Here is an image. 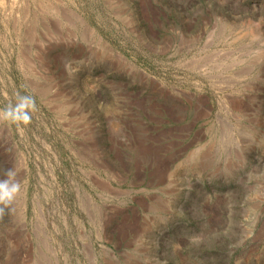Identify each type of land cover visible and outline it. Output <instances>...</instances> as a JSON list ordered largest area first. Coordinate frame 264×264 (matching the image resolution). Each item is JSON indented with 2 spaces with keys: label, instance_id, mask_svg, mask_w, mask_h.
<instances>
[{
  "label": "rangeland",
  "instance_id": "1",
  "mask_svg": "<svg viewBox=\"0 0 264 264\" xmlns=\"http://www.w3.org/2000/svg\"><path fill=\"white\" fill-rule=\"evenodd\" d=\"M5 178L0 264H264V0H0Z\"/></svg>",
  "mask_w": 264,
  "mask_h": 264
},
{
  "label": "clouds",
  "instance_id": "2",
  "mask_svg": "<svg viewBox=\"0 0 264 264\" xmlns=\"http://www.w3.org/2000/svg\"><path fill=\"white\" fill-rule=\"evenodd\" d=\"M22 99L31 100L30 97H23ZM32 106L34 107V102ZM2 116L4 118H13V119L21 118L18 113H15L13 107L5 108L2 112ZM22 119L26 122L29 121L31 119L30 113L25 111ZM9 174H11L13 177L15 175L12 172V170H9ZM19 191H20V184L18 181L11 182L7 178L0 180V203H4V204L11 203L15 199V196L19 193ZM0 211H3V209H0Z\"/></svg>",
  "mask_w": 264,
  "mask_h": 264
}]
</instances>
